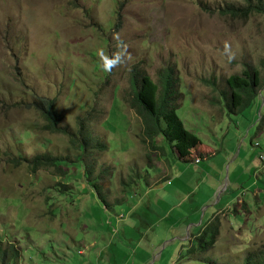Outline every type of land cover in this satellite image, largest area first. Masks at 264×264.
<instances>
[{
  "label": "rangeland",
  "instance_id": "1",
  "mask_svg": "<svg viewBox=\"0 0 264 264\" xmlns=\"http://www.w3.org/2000/svg\"><path fill=\"white\" fill-rule=\"evenodd\" d=\"M247 5L0 0V243L21 251L18 264H244L264 246V14L238 19L219 13ZM168 66L181 78L178 116L213 151L199 156L200 142L188 137L199 164L167 144L165 154L154 150L129 105L133 69L157 82ZM254 68L260 108L223 111L212 84L229 92L233 77L236 86H247ZM41 99L55 100L63 127L79 139L77 120L83 119L91 145L103 146L82 152L68 136L45 131L32 107ZM114 107L119 116L107 121ZM43 154L69 164L62 173L56 167L32 173L20 159ZM223 211L239 222L235 233L221 229ZM123 227L134 230L133 241H124ZM213 237L210 249L188 254ZM141 238L149 243L140 247L143 262L135 248ZM123 255L127 262L119 260Z\"/></svg>",
  "mask_w": 264,
  "mask_h": 264
},
{
  "label": "trees",
  "instance_id": "2",
  "mask_svg": "<svg viewBox=\"0 0 264 264\" xmlns=\"http://www.w3.org/2000/svg\"><path fill=\"white\" fill-rule=\"evenodd\" d=\"M116 12H119V10ZM219 13L221 16L248 19L255 13L264 14V5L254 6L248 0V5L243 8L229 6L220 10ZM95 68L99 69L100 72L108 77L109 73L105 72L102 67V63H97ZM249 72V85L236 86L234 84V78L231 77L228 80L229 92L220 91L215 83L212 84V91L214 93H219L220 98H218L216 102L217 104L222 105L223 111L224 108H226L229 114H237L241 112L243 113L248 109L257 110L261 107V105L259 107L261 100L258 98V88L254 78L256 69L254 68ZM180 82V75L173 66H168L160 71L157 82L152 80L151 76L143 72L139 67L134 68L131 73L130 80L129 105L130 108L137 113V116L142 119V127L144 131L143 136L151 143V147H156L154 150H159L162 152L161 154H165V147L167 144V147L169 146L173 152L176 151L184 161H190L187 160L188 157H192V152L188 146V137L189 139L192 138L191 140L196 138L200 142V145H202V141L197 137V134L192 136V134L185 128L182 120L177 114V97L180 96L181 92ZM117 88L118 86H115L114 90ZM32 107L35 108L36 112L44 121L43 129L50 133H61L68 136L69 142L73 148L78 147L79 150L84 152L87 151L89 147L101 148L103 146L99 144L94 146L91 145V140L87 135L89 134L88 128L85 126L84 120L81 118H78L77 120L76 131H78V134H84L82 139H79L74 133L69 132L67 127H63V117L58 113L55 107V100L41 99L40 101L38 100L33 102ZM116 115L119 116L116 108L114 107V109L110 112V116L107 121H110L111 118L115 119ZM260 121H262L261 124L264 125V106H262L260 111ZM158 140H160V143L162 144L160 147H157ZM176 142L177 150L174 148V143ZM201 147L203 148L200 149V152L197 151V154L204 157V155H207L208 152H205L206 148H204L203 145ZM149 158L151 159V156ZM20 159H25L24 161L29 164V169L32 173L37 172L41 168L54 167L57 168L56 171L62 173L61 167L69 164L68 159L53 157L47 154L37 155L29 160L26 158ZM77 159L78 161L81 160L79 157H77ZM260 159H263L262 155H260ZM197 160L198 162L196 163L199 164L200 159ZM84 172V174H86V170H84ZM63 174L65 175L64 172ZM95 188H99V186L95 185ZM68 189L69 188L65 186L63 189L60 188L57 190L58 192H62ZM108 208L110 209L109 206ZM213 226H215V231L211 230V233L215 234V237L219 234V225H216L215 223ZM205 232L207 233L210 231H204V234L208 235ZM214 237L210 242L202 241L198 248L189 249L188 254L197 251L205 252L210 249L214 245ZM20 258L21 251L18 250L15 245L9 244L4 246L0 243V264H18ZM244 264H264V246L257 251L255 250L250 252L245 259Z\"/></svg>",
  "mask_w": 264,
  "mask_h": 264
},
{
  "label": "crops",
  "instance_id": "3",
  "mask_svg": "<svg viewBox=\"0 0 264 264\" xmlns=\"http://www.w3.org/2000/svg\"><path fill=\"white\" fill-rule=\"evenodd\" d=\"M203 144V146H204V148H206V151L205 152H213L212 150H209V148H210V145H206V147H205V144L204 143H202ZM202 146V145H201ZM199 147V152H200V149L201 148H203V147ZM203 150V149H202ZM192 157L193 158H195L196 156H193L192 155ZM191 161V160H190ZM192 161H195V159H192ZM196 162V161H195ZM168 169H169V167H168ZM167 169V171H166V173L164 174L165 176L168 174V172H169V170ZM200 209H198L197 211H199ZM204 210V212H206L207 211V209H203ZM115 211V210H114ZM116 212V211H115ZM222 216H223V218H225L226 220H225V222H224V226H221V229H223L225 232L227 231V232H232V233H235V231H236V226L237 225H239V222L238 221H234V222H231V221H229V217H228V215H225V213H224V211H223V213H222ZM120 213H118L117 215H116V220H120ZM122 223L121 222H119V225H121ZM170 229H171V227L169 228V231H170ZM180 229V228H179ZM205 231V230H204ZM204 231L202 232V235H203V233H204ZM133 233H134V230H132V228H131V230H129V231H127L126 232V230L124 229V227H123V231H122V236H123V239H124V241H127V242H130L132 239H133ZM223 234V233H222ZM221 235V234H220ZM199 236V235H198ZM178 238H180V237H178ZM173 239L172 241H167V242H165L163 245H162V251L165 249V247L167 246V245H169V244H171V242H173V241H175V240H179V239ZM122 241V240H121ZM133 241V240H132ZM148 245L149 243H148V241H146L144 238H141V240H139L138 241V243H137V246L135 247L136 248V253H137V256L138 257H140L139 258V260L140 261H142L143 262V260H144V257H145V253H143V251H140V247L142 246V245ZM161 247L160 246H157L156 247V250H159ZM164 252V251H163ZM155 254H156V251L154 252V257H155ZM115 255H118V253L116 254V252H111V256H115ZM118 258H119V256H118ZM124 259H126V261L125 262H127V257H125L124 255L121 257V258H119V260H124ZM146 259H149V256L147 255V258ZM110 262L111 263H116L114 260H112V259H110Z\"/></svg>",
  "mask_w": 264,
  "mask_h": 264
},
{
  "label": "clouds",
  "instance_id": "4",
  "mask_svg": "<svg viewBox=\"0 0 264 264\" xmlns=\"http://www.w3.org/2000/svg\"><path fill=\"white\" fill-rule=\"evenodd\" d=\"M119 60V57L117 56L115 59L108 60L106 62L105 70H109L112 66H114Z\"/></svg>",
  "mask_w": 264,
  "mask_h": 264
},
{
  "label": "water",
  "instance_id": "5",
  "mask_svg": "<svg viewBox=\"0 0 264 264\" xmlns=\"http://www.w3.org/2000/svg\"><path fill=\"white\" fill-rule=\"evenodd\" d=\"M262 106H263V104H261V108H260L259 112L261 111V109H262Z\"/></svg>",
  "mask_w": 264,
  "mask_h": 264
},
{
  "label": "built area",
  "instance_id": "6",
  "mask_svg": "<svg viewBox=\"0 0 264 264\" xmlns=\"http://www.w3.org/2000/svg\"><path fill=\"white\" fill-rule=\"evenodd\" d=\"M196 162H198V160Z\"/></svg>",
  "mask_w": 264,
  "mask_h": 264
}]
</instances>
